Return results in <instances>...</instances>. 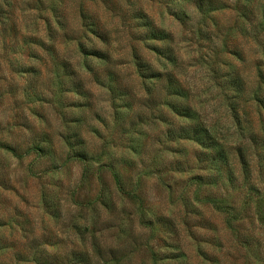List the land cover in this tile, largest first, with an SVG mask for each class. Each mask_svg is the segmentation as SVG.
Returning <instances> with one entry per match:
<instances>
[{
    "label": "rangeland",
    "instance_id": "obj_1",
    "mask_svg": "<svg viewBox=\"0 0 264 264\" xmlns=\"http://www.w3.org/2000/svg\"><path fill=\"white\" fill-rule=\"evenodd\" d=\"M0 264H264V0H0Z\"/></svg>",
    "mask_w": 264,
    "mask_h": 264
},
{
    "label": "trees",
    "instance_id": "obj_2",
    "mask_svg": "<svg viewBox=\"0 0 264 264\" xmlns=\"http://www.w3.org/2000/svg\"><path fill=\"white\" fill-rule=\"evenodd\" d=\"M241 148H240V146H238V151H240ZM238 155H239V158L242 160V163L244 165H246L245 162H244V159H243V158H245V155L243 153H238Z\"/></svg>",
    "mask_w": 264,
    "mask_h": 264
}]
</instances>
